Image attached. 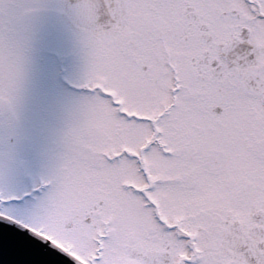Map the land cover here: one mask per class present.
<instances>
[{
    "label": "snow or ice",
    "instance_id": "obj_1",
    "mask_svg": "<svg viewBox=\"0 0 264 264\" xmlns=\"http://www.w3.org/2000/svg\"><path fill=\"white\" fill-rule=\"evenodd\" d=\"M0 221L15 264H264V0H0Z\"/></svg>",
    "mask_w": 264,
    "mask_h": 264
},
{
    "label": "rangeland",
    "instance_id": "obj_2",
    "mask_svg": "<svg viewBox=\"0 0 264 264\" xmlns=\"http://www.w3.org/2000/svg\"><path fill=\"white\" fill-rule=\"evenodd\" d=\"M49 2L55 4V3H58L59 0H53V1L49 0ZM55 23H58V20L56 17L54 16L47 17L44 21L45 32L48 33L51 30L53 24ZM58 116H59V119H57ZM54 118L57 119L56 122L61 123V124H57V123L54 124L53 123ZM38 119H40V117L35 107L30 106L25 114V119L21 127V135H22V143H21L22 145L21 146L31 147L34 151V157L26 159L30 170L36 168V164L39 161L41 162L45 161L47 163V158L43 151V146L46 142L45 138L44 137L43 138L40 137L39 139L37 138L38 135L39 136L42 135L40 127L38 126V123H37ZM43 119L46 120L48 126L51 129H58L63 126V117H62V114L58 110H50L46 112L43 116ZM23 139L29 140V141L27 142ZM23 180L25 181L27 187L32 185V182L29 176H24Z\"/></svg>",
    "mask_w": 264,
    "mask_h": 264
},
{
    "label": "water",
    "instance_id": "obj_3",
    "mask_svg": "<svg viewBox=\"0 0 264 264\" xmlns=\"http://www.w3.org/2000/svg\"><path fill=\"white\" fill-rule=\"evenodd\" d=\"M4 224L0 221V264H15L16 257L11 255L4 247Z\"/></svg>",
    "mask_w": 264,
    "mask_h": 264
},
{
    "label": "flooded vegetation",
    "instance_id": "obj_4",
    "mask_svg": "<svg viewBox=\"0 0 264 264\" xmlns=\"http://www.w3.org/2000/svg\"><path fill=\"white\" fill-rule=\"evenodd\" d=\"M29 151V150H28ZM30 152V151H29ZM29 156L33 158V155L29 153Z\"/></svg>",
    "mask_w": 264,
    "mask_h": 264
}]
</instances>
